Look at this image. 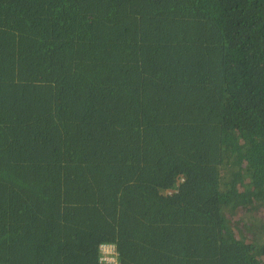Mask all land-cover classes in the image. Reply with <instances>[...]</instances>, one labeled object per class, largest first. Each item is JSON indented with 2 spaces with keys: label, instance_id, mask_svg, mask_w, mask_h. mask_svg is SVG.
Wrapping results in <instances>:
<instances>
[{
  "label": "trees",
  "instance_id": "trees-1",
  "mask_svg": "<svg viewBox=\"0 0 264 264\" xmlns=\"http://www.w3.org/2000/svg\"><path fill=\"white\" fill-rule=\"evenodd\" d=\"M0 264H264V0H0Z\"/></svg>",
  "mask_w": 264,
  "mask_h": 264
},
{
  "label": "built area",
  "instance_id": "built-area-1",
  "mask_svg": "<svg viewBox=\"0 0 264 264\" xmlns=\"http://www.w3.org/2000/svg\"><path fill=\"white\" fill-rule=\"evenodd\" d=\"M107 247L106 246H102V251L104 253V256H103V260L105 261H111V262H114V258L109 256L110 252L106 250Z\"/></svg>",
  "mask_w": 264,
  "mask_h": 264
},
{
  "label": "clouds",
  "instance_id": "clouds-1",
  "mask_svg": "<svg viewBox=\"0 0 264 264\" xmlns=\"http://www.w3.org/2000/svg\"><path fill=\"white\" fill-rule=\"evenodd\" d=\"M259 233H261V232H259ZM102 246H106L107 248H108V247H112V248L114 249L113 245H102ZM101 249H102V247H101ZM102 252H103V251H102ZM114 252H115V249H114L113 252H110L109 256H111ZM103 256H104V255H103ZM103 256H102V258H103ZM111 257H113V256H111ZM102 260H103V259H102ZM103 261H105V260H103ZM108 262H111V261H108Z\"/></svg>",
  "mask_w": 264,
  "mask_h": 264
},
{
  "label": "rangeland",
  "instance_id": "rangeland-1",
  "mask_svg": "<svg viewBox=\"0 0 264 264\" xmlns=\"http://www.w3.org/2000/svg\"><path fill=\"white\" fill-rule=\"evenodd\" d=\"M106 250L109 251V252H113L114 251V249L112 247H108Z\"/></svg>",
  "mask_w": 264,
  "mask_h": 264
}]
</instances>
